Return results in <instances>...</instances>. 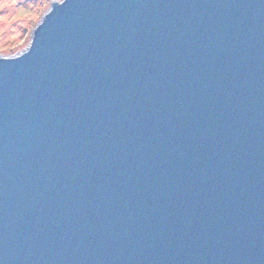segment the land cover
I'll use <instances>...</instances> for the list:
<instances>
[{"label":"water","instance_id":"95a60500","mask_svg":"<svg viewBox=\"0 0 264 264\" xmlns=\"http://www.w3.org/2000/svg\"><path fill=\"white\" fill-rule=\"evenodd\" d=\"M0 264H264V0L52 2L0 56Z\"/></svg>","mask_w":264,"mask_h":264},{"label":"rangeland","instance_id":"374dc122","mask_svg":"<svg viewBox=\"0 0 264 264\" xmlns=\"http://www.w3.org/2000/svg\"><path fill=\"white\" fill-rule=\"evenodd\" d=\"M54 1L62 0H0V56L28 49L34 29Z\"/></svg>","mask_w":264,"mask_h":264}]
</instances>
